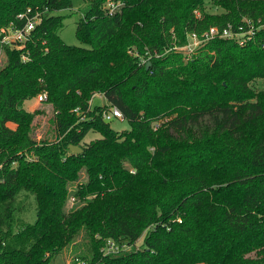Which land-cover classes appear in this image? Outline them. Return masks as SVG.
<instances>
[{
    "label": "trees",
    "instance_id": "16d2710c",
    "mask_svg": "<svg viewBox=\"0 0 264 264\" xmlns=\"http://www.w3.org/2000/svg\"><path fill=\"white\" fill-rule=\"evenodd\" d=\"M85 1L76 36L89 46L60 35L73 0H0V29L28 8L42 16L26 46L0 42V264H56L71 244L72 264H264V0ZM244 19L245 44L173 47ZM94 92L108 104L93 107ZM41 93L52 140L23 106ZM110 106L129 129L104 119ZM72 197L83 204L67 210Z\"/></svg>",
    "mask_w": 264,
    "mask_h": 264
},
{
    "label": "rangeland",
    "instance_id": "374dc122",
    "mask_svg": "<svg viewBox=\"0 0 264 264\" xmlns=\"http://www.w3.org/2000/svg\"><path fill=\"white\" fill-rule=\"evenodd\" d=\"M112 2V1H110ZM207 6H210L209 1L207 0L206 2ZM88 7V4L85 0H73V6L71 8L63 9L59 13L66 15L65 19V25L60 31V35L63 38V40L70 45H81V46H89L87 44L82 43L79 38L76 36V28H77V22L81 16L82 11L86 10ZM211 11L215 12H220L221 9H214L210 8ZM197 11V10H196ZM198 12V11H197ZM203 34V33H202ZM188 36V35H187ZM188 40L190 41L189 37L187 38L186 43H188ZM206 42L205 40L199 41V45H203ZM183 45H179L178 43L175 42L174 48L179 49L181 51H184L185 55L186 52L182 48ZM131 53L133 52L134 55H137L138 53L134 52L133 50L130 51ZM188 55V57H190ZM4 58V53L1 51L0 53V61ZM149 62V58L147 59L146 57L142 56L141 64H146ZM255 86L257 88H263L264 87V81L263 80H257L255 83ZM91 104L92 106H103L107 105L108 101L105 98V96L100 93V92H94L92 95L91 99ZM28 111L32 112L35 110L41 111L38 115H36L35 120H34V136L39 140L43 138H49L50 140L55 139L57 134H56V126L53 121L55 111L54 108L52 107L51 104L45 102L44 100L40 99L39 96L25 101L23 105ZM83 117V116H82ZM111 126L118 130H126L130 128V122L127 119H120V118H113L110 121ZM100 137L99 133L96 132H90L86 137H85V142H90L91 140H94L96 138ZM85 174L83 173L81 176V179H84ZM72 188L74 186L72 185ZM83 202H80L79 200H75V198H70L67 204V210H71L72 207L77 208L80 205H82ZM26 212H25V217L33 222L36 219L37 216V205L35 200L31 197L27 200L26 204ZM85 236L86 232L83 230L80 235L78 236V243H82L85 241ZM75 245L71 244L68 247L64 248L57 256L55 259L56 264H72L73 260V255L75 254ZM132 248V247H131ZM130 248V249H131ZM252 255H255L254 253Z\"/></svg>",
    "mask_w": 264,
    "mask_h": 264
},
{
    "label": "built area",
    "instance_id": "2783aa9c",
    "mask_svg": "<svg viewBox=\"0 0 264 264\" xmlns=\"http://www.w3.org/2000/svg\"><path fill=\"white\" fill-rule=\"evenodd\" d=\"M120 4L121 3L109 2L108 3L109 12L113 13ZM18 19L23 21L21 25L16 23H10L9 25L2 27L0 29V42L2 46L10 45V46H16L18 48H22L26 46V44L32 39L34 30L36 29L38 24L42 21V16L40 12L38 11L34 12L32 8H28L25 12L20 13L18 15ZM246 25L248 26L247 30H245ZM253 29H254V25L252 21L249 19H244V22L238 27H234L231 24L223 28H219L217 26H211L201 35L196 32L189 33L188 37L190 41L188 40V43L184 44L182 48L185 50L188 56L191 53H193L197 48L200 47L199 41L205 39L207 41L208 39H212L216 37L236 38L239 39L241 44H245L247 39L241 36L246 34L247 35L251 34L253 32ZM2 46L0 49V53L2 51ZM23 57L24 59H27L26 56ZM38 96L42 100L47 98L46 93H41ZM103 116L106 121H110L113 118L124 119L122 111L116 106H110L109 108L105 109ZM119 249H120L119 246L113 240H108L106 245L102 248V251L104 254H111V253H117Z\"/></svg>",
    "mask_w": 264,
    "mask_h": 264
},
{
    "label": "water",
    "instance_id": "95a60500",
    "mask_svg": "<svg viewBox=\"0 0 264 264\" xmlns=\"http://www.w3.org/2000/svg\"><path fill=\"white\" fill-rule=\"evenodd\" d=\"M150 63L148 62V65H149ZM69 149L71 150V152L72 153H74V154H79V153H82V151H83V148L81 147V146H79V145H74V144H70L69 145Z\"/></svg>",
    "mask_w": 264,
    "mask_h": 264
}]
</instances>
